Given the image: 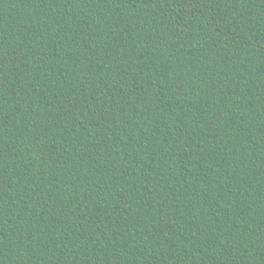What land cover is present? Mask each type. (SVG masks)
<instances>
[{
    "label": "trees",
    "instance_id": "obj_1",
    "mask_svg": "<svg viewBox=\"0 0 264 264\" xmlns=\"http://www.w3.org/2000/svg\"><path fill=\"white\" fill-rule=\"evenodd\" d=\"M0 264H264V0H0Z\"/></svg>",
    "mask_w": 264,
    "mask_h": 264
}]
</instances>
